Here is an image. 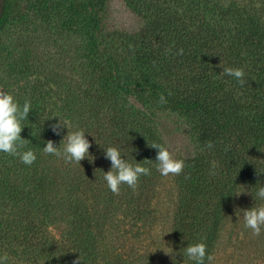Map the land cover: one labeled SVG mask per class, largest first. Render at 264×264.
<instances>
[{
	"label": "trees",
	"instance_id": "1",
	"mask_svg": "<svg viewBox=\"0 0 264 264\" xmlns=\"http://www.w3.org/2000/svg\"><path fill=\"white\" fill-rule=\"evenodd\" d=\"M124 2L143 21L137 31L107 29L109 0H0V90L21 107L31 102L21 137L37 156L28 166L0 152V256L7 264H196L183 253L202 242L213 264L238 246L244 264H264V229L254 238L244 226V210L264 205L252 194L264 185V0ZM221 61L242 68L246 83L224 74ZM165 112L187 122L194 145L177 158L178 176H162L148 146L166 147ZM60 118L86 132L94 160L43 154L69 131H52ZM110 146L150 169L135 191L108 189Z\"/></svg>",
	"mask_w": 264,
	"mask_h": 264
},
{
	"label": "clouds",
	"instance_id": "2",
	"mask_svg": "<svg viewBox=\"0 0 264 264\" xmlns=\"http://www.w3.org/2000/svg\"><path fill=\"white\" fill-rule=\"evenodd\" d=\"M178 54H183V49H180ZM219 66L223 69L222 72L224 74L232 77L241 86L246 83V74L242 68L223 67L222 61ZM159 103H167V97L164 94L160 95ZM31 110L32 106L30 101H25L21 107L12 94L0 90V152L18 156L21 162L28 166H31L36 161L37 156L31 149L24 150L29 140L22 138L21 132L25 126L22 124V121L28 119ZM63 126H67L69 131L64 136L60 146H56L52 140H48L46 146L43 147V154L61 158L66 164L74 163L81 165V161L86 157L94 160L89 152L91 141L86 137V132L83 130H70L67 122L61 118L57 123L52 124L51 128L56 135H60ZM148 146L157 149L155 159L157 162L156 169L162 176H178L183 173L185 167L184 161L175 159L167 147L159 143L149 142ZM206 146L211 149L214 145L209 142ZM104 149L105 158L110 161L111 169L104 172L103 180L113 194L119 195L121 185L124 184L135 191L138 187L140 177L151 175L149 168L140 163L133 165L123 159L118 148L110 146ZM215 167V162H212V168L214 169ZM185 178L187 179L188 177L186 176ZM239 194L237 193L236 195ZM252 194L255 201H264V185L260 186ZM240 210L238 208L236 211L238 217ZM244 226L250 229L255 236L261 234L262 229H264V205L259 207L254 206L251 209L244 210ZM164 251L166 254L172 256L165 249ZM183 256L195 261L196 264H206V262L207 264H213L214 261V256L207 253L206 245L202 242L188 245L184 250ZM80 260L81 258L77 259L74 261V264H80ZM173 260L175 259L173 258ZM7 262L8 256L6 254L0 256V264H7Z\"/></svg>",
	"mask_w": 264,
	"mask_h": 264
},
{
	"label": "rangeland",
	"instance_id": "3",
	"mask_svg": "<svg viewBox=\"0 0 264 264\" xmlns=\"http://www.w3.org/2000/svg\"><path fill=\"white\" fill-rule=\"evenodd\" d=\"M105 23L108 30L119 28L133 32L142 26L143 21L126 5L124 0H109ZM160 115V126L165 137L166 147L173 157L177 159L181 156H190L193 153L194 145L187 132V122L174 113L165 112ZM62 228V225H53L52 232L60 238ZM252 236L254 237V235ZM240 250L242 249L239 246L235 249H228L227 253L219 255L216 264L246 263L249 259Z\"/></svg>",
	"mask_w": 264,
	"mask_h": 264
}]
</instances>
